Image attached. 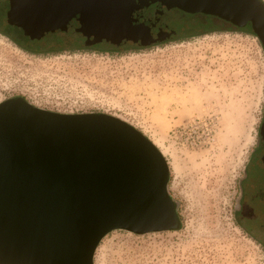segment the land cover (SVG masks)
Here are the masks:
<instances>
[{"label":"rangeland","instance_id":"1","mask_svg":"<svg viewBox=\"0 0 264 264\" xmlns=\"http://www.w3.org/2000/svg\"><path fill=\"white\" fill-rule=\"evenodd\" d=\"M205 14L169 11L163 20L176 34L135 46L111 39L32 53L0 32V101L113 115L154 142L167 162L177 226L111 230L93 264H264L261 237L239 215L264 110V50L254 32L213 26Z\"/></svg>","mask_w":264,"mask_h":264},{"label":"water","instance_id":"2","mask_svg":"<svg viewBox=\"0 0 264 264\" xmlns=\"http://www.w3.org/2000/svg\"><path fill=\"white\" fill-rule=\"evenodd\" d=\"M90 2L77 28L88 44L174 36L159 21L174 7L237 25L251 20L264 41L262 0H144L146 10L127 0ZM167 180L160 150L118 117L56 112L23 98L0 101V264H93L111 230L175 228Z\"/></svg>","mask_w":264,"mask_h":264},{"label":"flooded vegetation","instance_id":"3","mask_svg":"<svg viewBox=\"0 0 264 264\" xmlns=\"http://www.w3.org/2000/svg\"><path fill=\"white\" fill-rule=\"evenodd\" d=\"M13 3L23 4L25 21L17 19L19 11L16 7L0 10V30L11 36L14 42L42 44L60 43L63 35L66 44L77 43V28L80 26L79 12L88 11L91 5L90 0H13ZM216 18L220 21L218 24L255 32L251 20H247L243 25H237L224 18L217 16ZM36 26L45 29L41 36L31 39L22 38L20 28ZM261 34L264 40V31ZM83 37L87 39L86 36L83 35ZM49 38L52 39L49 40ZM262 46L264 50V41ZM241 182L240 218L250 232L261 237L264 244V110L259 125L257 144L251 153Z\"/></svg>","mask_w":264,"mask_h":264},{"label":"trees","instance_id":"4","mask_svg":"<svg viewBox=\"0 0 264 264\" xmlns=\"http://www.w3.org/2000/svg\"><path fill=\"white\" fill-rule=\"evenodd\" d=\"M0 4H1V8L0 10L3 11V10H6L7 8H12V9H18L19 12H17V19H23L24 20V9H23V4H14L13 3V0H0ZM174 9L176 8H170V9H164L163 13L159 16V21L160 22H163L165 23L169 28H171L168 23L166 21L163 20V16H165L166 13H168L169 11H173ZM178 10V9H177ZM137 16V13H133L132 14V17L135 19ZM205 18H209V21L213 24V26H216V27H233V26H230V25H221V24H218L220 23L219 19H217L215 16L213 15H210V14H205L204 15ZM25 21V20H24ZM236 28V27H235ZM172 29V28H171ZM45 29H43L42 27H39V26H36V27H31V28H27V27H22L20 28V31L22 33V38H26V39H31V38H34V37H39L42 35L43 31ZM78 31V29H77ZM0 32H2V30H0ZM3 34H5L6 36L10 37L8 34H6L5 32H2ZM63 33V32H62ZM86 36V35H84ZM52 37V35H51ZM173 36H166L164 37V39H167V38H172ZM52 39V38H49V40ZM13 40V39H12ZM87 39H85L83 37V34H80L78 35V42H77V45H83V46H96L98 44H100L101 42H103L105 40L106 42V39H100L98 40L97 42H93L92 45L90 44H85V41ZM131 41V40H130ZM17 45H19L20 47H22L24 50L26 51H29V52H32V53H40L42 51H59V50H63L65 48V45L67 46H70V45H73V44H66L65 43V38H64V35L63 37L61 38V42L60 43H56V44H48V43H45V44H42V43H35V42H30V43H17L15 42ZM108 43V42H107ZM128 43H132L133 46H135L137 43L132 41V42H126V44ZM103 44V43H101ZM113 43L109 44V45H112ZM113 45H116V46H119L117 45L116 43L113 44Z\"/></svg>","mask_w":264,"mask_h":264},{"label":"bare ground","instance_id":"5","mask_svg":"<svg viewBox=\"0 0 264 264\" xmlns=\"http://www.w3.org/2000/svg\"><path fill=\"white\" fill-rule=\"evenodd\" d=\"M154 143V142H153Z\"/></svg>","mask_w":264,"mask_h":264}]
</instances>
